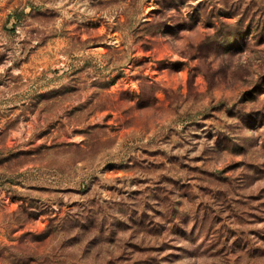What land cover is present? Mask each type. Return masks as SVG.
Here are the masks:
<instances>
[{
  "label": "rangeland",
  "instance_id": "1",
  "mask_svg": "<svg viewBox=\"0 0 264 264\" xmlns=\"http://www.w3.org/2000/svg\"><path fill=\"white\" fill-rule=\"evenodd\" d=\"M0 264H264V0H0Z\"/></svg>",
  "mask_w": 264,
  "mask_h": 264
}]
</instances>
